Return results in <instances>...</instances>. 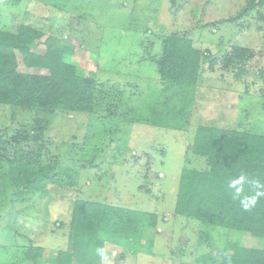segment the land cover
Listing matches in <instances>:
<instances>
[{"label": "rangeland", "instance_id": "obj_1", "mask_svg": "<svg viewBox=\"0 0 264 264\" xmlns=\"http://www.w3.org/2000/svg\"><path fill=\"white\" fill-rule=\"evenodd\" d=\"M255 1L256 9L243 12L250 0H0V30L44 32L31 48L38 54L49 35L72 45L66 61L106 96L94 113L0 104L3 175L34 164L74 171L77 179L74 188L42 182L0 204V264H33L30 244L43 248L37 264H57L59 252L71 249L78 199L158 216L156 227L107 243L105 258L91 264H208L228 255L234 241L264 249V238L175 212L183 169L209 168L193 153L198 127L264 134V0ZM172 35L203 54L186 113L187 93L160 72ZM14 50L17 70L32 72ZM166 106L182 111L184 124L155 126L153 112Z\"/></svg>", "mask_w": 264, "mask_h": 264}, {"label": "trees", "instance_id": "obj_2", "mask_svg": "<svg viewBox=\"0 0 264 264\" xmlns=\"http://www.w3.org/2000/svg\"><path fill=\"white\" fill-rule=\"evenodd\" d=\"M19 3L22 0H11ZM250 0L243 12L257 8ZM16 32L0 30V104L21 108L62 110L94 113L101 99L99 83L78 74L74 64L66 61L73 53V46L49 35L43 41L46 51H32L45 33L27 25ZM14 49L24 56V66L32 72H19ZM202 51L193 47L187 37L169 36L165 40L161 57V76L184 91L190 104L200 72ZM240 57V56H239ZM233 57L231 61L234 62ZM214 61L211 62L213 66ZM36 70V71H34ZM46 71V72H44ZM190 95V96H189ZM165 113L153 112L152 122L158 127L176 128L184 124V113L166 106ZM149 122L147 120H141ZM193 153L207 159L208 169L184 168L179 181L175 212L177 215L197 219L231 230L250 233L252 238H264V196H260L254 208L244 211L240 201L255 195V189L247 181L229 187L232 180L244 175L250 181L264 184V134L250 133L220 127L197 128ZM27 169L24 171L23 169ZM23 169L12 168L6 175L0 167V204L10 195L38 189L42 182L77 186L74 171H50L42 165L28 164ZM16 185L19 191L10 189ZM236 197L233 199V197ZM70 224L71 249L60 251L57 264H91L99 257L97 249L107 243L132 241L146 227H156V213L139 211L100 202L76 200ZM230 253L220 262L208 264H264V249L243 245L240 241L228 244ZM43 252L41 246L30 244L28 259L33 264Z\"/></svg>", "mask_w": 264, "mask_h": 264}, {"label": "clouds", "instance_id": "obj_3", "mask_svg": "<svg viewBox=\"0 0 264 264\" xmlns=\"http://www.w3.org/2000/svg\"><path fill=\"white\" fill-rule=\"evenodd\" d=\"M248 182L251 184L255 189H257L255 195L249 196L244 198L240 201V205L244 211H250L252 208H254L258 202V199L260 196H264V184H261L259 181H250L247 179L246 176L241 175L238 179L232 180L229 184V187H233L235 184H241ZM236 197L234 196L233 199ZM97 254L103 259L106 256V253L103 249L98 248Z\"/></svg>", "mask_w": 264, "mask_h": 264}]
</instances>
